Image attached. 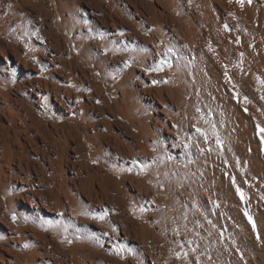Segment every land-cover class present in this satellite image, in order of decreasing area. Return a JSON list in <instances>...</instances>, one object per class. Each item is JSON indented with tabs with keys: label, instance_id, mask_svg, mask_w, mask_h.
Masks as SVG:
<instances>
[{
	"label": "bare ground",
	"instance_id": "1",
	"mask_svg": "<svg viewBox=\"0 0 264 264\" xmlns=\"http://www.w3.org/2000/svg\"><path fill=\"white\" fill-rule=\"evenodd\" d=\"M58 1L113 85L0 0V264H264V0Z\"/></svg>",
	"mask_w": 264,
	"mask_h": 264
},
{
	"label": "rangeland",
	"instance_id": "2",
	"mask_svg": "<svg viewBox=\"0 0 264 264\" xmlns=\"http://www.w3.org/2000/svg\"><path fill=\"white\" fill-rule=\"evenodd\" d=\"M241 2H244V0H240ZM51 6L53 9V14H54V21H55V25L57 27V29L61 32L62 36H64L66 38V42L68 45V48L70 49V54L74 57V60L79 61L80 65L82 66L83 69L87 70V71H92L98 78V80L102 83H104L106 86H112L113 85V81L111 80H106L101 72V69L97 66L95 63L88 61L87 60V54L85 53V51H83L79 45H77V39L75 38L74 34L68 30V28H66V25H64L65 23L63 22V12L60 6V3L58 0H51ZM155 6L159 9H162V6L159 4H155ZM52 39L54 40L55 37L52 35L51 36ZM55 43H57L56 39L54 40ZM62 48V45H60V49ZM62 50V49H61ZM167 65L168 62H165L162 64V66L160 68H158L156 71L157 73H162L165 72L167 70ZM150 73H154V71H149ZM115 90V89H113ZM118 97V96H116ZM41 116L44 118H52L49 114H42ZM54 120H56V122L58 123H63L66 122L68 120L67 117H60V118H53ZM83 140H86V137L83 136Z\"/></svg>",
	"mask_w": 264,
	"mask_h": 264
}]
</instances>
